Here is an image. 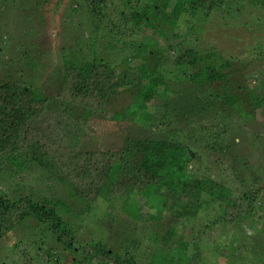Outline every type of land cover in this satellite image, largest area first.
Listing matches in <instances>:
<instances>
[{"label":"trees","instance_id":"1","mask_svg":"<svg viewBox=\"0 0 264 264\" xmlns=\"http://www.w3.org/2000/svg\"><path fill=\"white\" fill-rule=\"evenodd\" d=\"M11 1L24 2L0 0V11ZM34 2L26 9L28 14L36 11L37 4H43L37 11L40 14L58 15L61 9L71 15L80 12L83 20L74 24L76 35L71 38L75 57L65 45L60 46L63 69L56 97L116 122L118 138L111 148L82 149L78 144L84 123L74 130L75 123L69 127L68 120L56 124L60 125L58 132L70 139L63 141L58 132L51 138V132L43 129L50 123L43 114L49 97L30 84L0 78V183L8 188H0V240L26 222L35 235L39 232L54 243L53 260L61 249L68 264H137L118 257L98 241H78L74 226L64 217L74 212L62 196L39 195L30 188L13 194L10 189L12 184L24 189L28 181L39 178L47 180L50 188L61 187L73 203L81 205L75 211L79 220L90 212L97 216L113 199L124 197L122 211L158 227L149 231L148 264H196L197 255L185 253L189 236L184 225L207 207L208 200L210 204L225 202L220 198L213 202L216 193L222 194L215 190L222 179L210 173L222 166L229 172L240 168L235 145L241 144V135L251 142L264 135V0ZM216 11L221 13L215 19L218 29L228 25L229 18L239 26L231 29L233 38L247 40L242 32L248 33L254 51L250 58L226 59L219 49L193 46L195 28ZM108 13L115 15L114 21ZM146 26L155 31L158 41H165L164 46H158L154 38H132ZM88 27V34L79 32ZM229 30L222 29L223 35L228 36ZM57 36L50 35L54 41ZM108 48L116 49L112 62L103 58ZM196 119L202 122L188 128ZM247 168L245 163L242 171L252 175L238 179L251 182V187L241 192L222 182L221 191L228 192L230 199L223 214L210 223L249 219L247 232L255 234L252 240L259 243L257 234L264 236V222L256 226L253 211L264 203V183L253 186L258 178L264 179V171L254 175ZM139 195L149 206L145 212L136 201ZM27 246L36 253L16 252L18 264H46L52 259L48 253L45 257L38 253L42 248L23 243ZM250 247L257 249L258 245H248L242 257L254 260ZM257 252L264 255L263 248Z\"/></svg>","mask_w":264,"mask_h":264},{"label":"rangeland","instance_id":"2","mask_svg":"<svg viewBox=\"0 0 264 264\" xmlns=\"http://www.w3.org/2000/svg\"><path fill=\"white\" fill-rule=\"evenodd\" d=\"M137 1L139 2L140 0ZM238 3L240 2H234L233 4L237 5ZM33 4L35 5L34 0L33 2L24 0L22 3L21 1H11L8 3L9 8L7 7L5 10L0 11V78L16 83L30 84L36 89H40L44 95L49 97L43 114L45 118L49 119L50 123L48 128H44L40 124L38 128L43 127V129L50 131L49 136L51 138L56 137L54 133L58 132L60 128V125L57 126L58 124L56 123L68 120L71 122L69 127L72 126L73 122L75 123L72 126L74 130L79 128L77 124L80 123L82 125L84 123V133L81 135V141L78 144L80 148L100 149L113 147L117 144L114 140L118 138L117 131L115 130L117 127L116 122L107 120V118L99 115L89 114L85 108L77 105L71 106L68 102L56 97V86L63 69L61 67L63 58L61 53L59 54L60 46L65 45V49L71 51L70 54L75 57L73 49H75L76 45L72 42L71 38L76 35V30L73 27L74 24L77 25L79 21L83 20L79 16L80 12H74L71 15L64 13V9H61L58 15L51 13L50 10V12L45 11L40 14L37 11L42 9L43 4H37L35 6L36 11L28 14L26 9H28L29 5ZM220 15L221 13L216 11L210 17L211 21H209V18L208 22H205L204 25L198 24V28H195L196 39L193 41V46L198 49L209 46L219 49L221 51L220 56L226 59L229 57H235L241 60L250 58L254 54V51L252 50V42L249 39L250 36L245 35V33H248L246 31L242 32V35L247 40L233 38L232 31L239 28L236 25L237 20L226 18L228 25H222V29L223 31L230 30L226 34L228 36H224L222 29H218L220 27L219 23L215 21V19L218 21L217 16ZM108 16L114 21V14L108 13ZM232 21H234V24H230ZM100 26L102 25H99V28ZM232 28L233 30H231ZM185 29H182L183 33ZM84 30L82 29L79 32H86L88 34L89 27ZM98 32L102 31L98 29ZM51 34H58L57 38H55L57 43L54 39H51ZM182 37L179 35L178 39ZM132 38L136 40H141L142 38L149 40L154 38L153 41L158 46L165 45V41L162 38L158 41L155 31L148 26L139 30L138 35ZM99 41V46L102 47L103 39L101 38ZM70 46L73 47L71 50L69 48ZM114 50L116 49H106L103 58L112 62ZM162 70L164 73L168 71L166 68ZM112 106L115 109L118 108V104H112ZM105 108L110 109L109 106ZM198 119L193 124L188 123V128H192L195 124L202 122ZM60 133L63 132L59 131L56 134L58 136L62 135L64 138L63 141L66 142L70 139ZM241 139V144L235 145V153L237 154L240 168L237 166L236 170L229 172L227 167L223 168L222 166V169H218L217 172L210 173V175L211 177H216L215 174H219L221 176L218 178L219 180L222 179L221 181L226 182L231 189H238V191L241 190L242 192L247 191L246 187L249 188L252 185L251 182H242L238 179L240 176L247 178L252 175L245 172V170L242 171L245 163L248 165L247 171H252L254 175L264 171V135L263 138L261 136L252 142L244 135H241ZM15 180H17V177ZM258 180L253 187H258L264 183L263 178H258ZM46 181L45 179L40 180L38 178L35 181H30V183L28 181V185L26 184V186L23 183L24 189H21V186L18 187L15 184H12V188L10 189L13 191V194L27 192L26 189L30 188L34 193L39 195L48 197L62 196L70 205V212L71 208L74 212L71 216L66 214L64 217L74 226L73 229L78 241L81 243L98 241L102 247L111 250L113 254L120 258H128L137 264H148V259L151 256L148 245L152 247V237L150 238L149 231L157 230L158 227L152 223L153 221L135 219L129 216L127 211L123 210V212L121 205L124 197L113 199L102 211L99 210L97 216L90 212L85 216L86 219L79 220L75 211L81 205L73 203L72 201L74 200L64 193L61 187L53 186L50 188L46 184ZM51 182L48 180L49 184ZM222 182H219L218 184H221H217L219 187L215 189L222 194L219 196L216 193L212 199L214 202V200L220 198L225 202L210 204L211 202L208 200L207 207L204 208L203 206V209L199 210L197 217L191 219L184 225L186 226L184 233L187 234L186 236H189V245L185 253L191 255L194 252L197 255L196 264H264V255L257 252L259 250L261 251V248L264 249V236L257 234L259 243L252 240L255 234L250 231L247 232L249 219L240 218L226 223H210V219H216L217 216L223 214L224 204L230 199L228 192L221 191ZM0 188H4V190L8 189L3 183H0ZM144 200H146L145 197L141 195L137 196L136 201L139 204L140 211L143 212L147 211L149 207L144 203ZM253 212L256 217V226L259 228L262 227V223L264 222V203L261 204V207H254ZM19 236L22 237L19 239L21 241L18 242L17 240L16 242L15 238ZM26 242L30 246L35 245L37 248H42L38 250V253H41L42 257H45L46 253H48V257L52 259L48 262L46 261V264H68L69 262L65 260L64 253L66 252L64 250L61 251V249L59 251L57 250V260H53L54 258L52 256L56 252L53 249L54 243L42 237L39 232L35 235L33 228L26 222H23L15 227L10 234L0 240V264H18L16 252L29 251L36 253V249H33V247H23V243ZM248 245H258L257 249L249 248L252 250L249 253L254 256V260L242 257ZM239 247L242 251L240 250L237 253L236 250Z\"/></svg>","mask_w":264,"mask_h":264}]
</instances>
